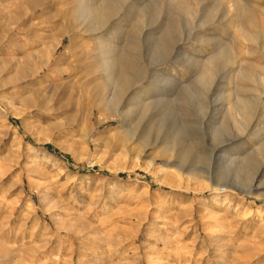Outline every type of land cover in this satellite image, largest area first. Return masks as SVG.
Returning <instances> with one entry per match:
<instances>
[{"label": "rangeland", "instance_id": "374dc122", "mask_svg": "<svg viewBox=\"0 0 264 264\" xmlns=\"http://www.w3.org/2000/svg\"><path fill=\"white\" fill-rule=\"evenodd\" d=\"M36 1L0 0V264H264V0H98L58 47L77 0Z\"/></svg>", "mask_w": 264, "mask_h": 264}, {"label": "bare ground", "instance_id": "6f19581e", "mask_svg": "<svg viewBox=\"0 0 264 264\" xmlns=\"http://www.w3.org/2000/svg\"><path fill=\"white\" fill-rule=\"evenodd\" d=\"M26 3L27 5H29V7L32 10L36 9V7L38 6V1L36 0L35 2L33 0H26ZM67 4L69 5L68 6L69 8L72 7L71 9L73 11L71 12L68 19L63 22L61 30L57 32V34L60 36L61 39H57L55 41L56 47H58L61 44L62 39L65 38L66 36H68L69 39L73 35L75 36L76 31H82L83 29H86L87 31L94 32V33L101 31L105 26H107L109 22H111L110 20L112 16L114 15V13H116V10H118L116 9L117 4H115V2L113 1L105 2V1H98V0L97 1L96 0H77V1H72V2L68 1ZM247 35L251 38L254 37L252 33L247 34ZM98 39H99L98 49L100 51V55L98 58L99 59L98 62L100 61L99 68L97 70H90V73L88 74L94 75L98 73V71L101 72V74L104 73L105 75L104 78H105L106 85H107L106 90H108V92L110 88L122 89L123 86H126L131 81V76H132L131 70H132V65H133V63L131 62V53L129 51L131 50V48L129 49L130 46H127L129 49L128 51H124L126 49L119 50L117 48H113V46L111 47L110 45H108V43L105 42L101 36H99ZM54 52L55 50L53 51V53ZM50 62H51V58L47 59V61L42 64L40 69L43 70V68L48 66ZM78 66L80 65L78 64ZM63 70H56V73L62 76L64 75V72H65V70L64 71ZM67 71H70V69ZM76 72L77 71L75 69H72L70 71V76L75 75ZM209 72L211 74V71ZM205 75L206 73L204 74V76ZM75 77L77 78V76ZM104 103H105L104 105L106 106V108H108V110L111 109L108 101H105ZM236 105L238 107L248 108L249 106L252 105V102H249V101L246 102V101H243L242 99H237ZM222 179H223V176H222ZM221 188H222L221 183L217 181L215 182L212 192L214 194H217L219 191H222Z\"/></svg>", "mask_w": 264, "mask_h": 264}]
</instances>
